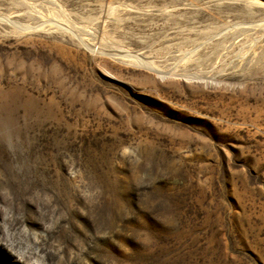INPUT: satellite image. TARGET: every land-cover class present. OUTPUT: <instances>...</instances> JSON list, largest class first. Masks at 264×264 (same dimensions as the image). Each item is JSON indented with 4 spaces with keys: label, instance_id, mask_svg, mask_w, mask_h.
<instances>
[{
    "label": "rangeland",
    "instance_id": "obj_1",
    "mask_svg": "<svg viewBox=\"0 0 264 264\" xmlns=\"http://www.w3.org/2000/svg\"><path fill=\"white\" fill-rule=\"evenodd\" d=\"M0 264H264V0H0Z\"/></svg>",
    "mask_w": 264,
    "mask_h": 264
}]
</instances>
